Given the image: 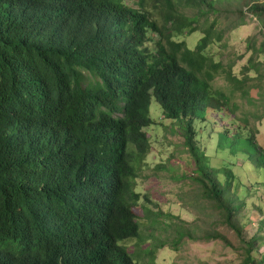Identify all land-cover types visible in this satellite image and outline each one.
I'll list each match as a JSON object with an SVG mask.
<instances>
[{
  "label": "trees",
  "instance_id": "obj_1",
  "mask_svg": "<svg viewBox=\"0 0 264 264\" xmlns=\"http://www.w3.org/2000/svg\"><path fill=\"white\" fill-rule=\"evenodd\" d=\"M243 7L264 27V0H0V264H137L123 243L140 236L134 184L152 100L180 131L197 196L243 245L240 264H264L252 256L260 238L243 236L238 178L210 166L194 128L210 110L234 116L231 96L260 76L264 41L240 79L209 54L245 25ZM194 33L189 48L181 39ZM221 75L230 94L212 85ZM216 145L264 170L252 131L225 130ZM202 240L230 246L216 231Z\"/></svg>",
  "mask_w": 264,
  "mask_h": 264
},
{
  "label": "rangeland",
  "instance_id": "obj_2",
  "mask_svg": "<svg viewBox=\"0 0 264 264\" xmlns=\"http://www.w3.org/2000/svg\"><path fill=\"white\" fill-rule=\"evenodd\" d=\"M235 7L221 11L220 28H225L233 19ZM243 11L245 25L231 28L220 44L209 49L214 61H220L226 69L231 65L230 72L239 79L246 75L242 70L254 55L252 49L264 41V27L247 7H243ZM200 37L199 33H194L181 40L193 48ZM248 76L249 95L243 98L240 92H235L231 96V102L238 107L234 111L235 117L229 116L227 110L221 113L210 110L203 119L194 122V128L198 145L208 157L210 166L229 168L238 178L236 191L246 204L238 219L244 226L245 239L255 235L260 238L258 252L252 253L259 259L264 253V170L253 167L244 152L237 150L231 155L227 149H219L216 145L218 133L228 130L233 134L238 126L241 133L252 131L257 145L264 148V62L260 76L253 71ZM212 85L231 93L232 87L223 75L216 77ZM149 114L153 120V125L147 129L150 151L137 171L134 184L139 201L133 211L140 223V236L128 239L123 245L137 264H240L244 251L239 238L222 223L220 213L212 204L196 194L197 185L190 179L194 166L183 147L180 131L174 123L163 119L161 108L154 100ZM241 119H247V124ZM244 145V150H252L247 143ZM176 231L193 238L179 237ZM211 231L224 235L230 246L220 240H202L203 235ZM154 248L153 254L146 255L147 249Z\"/></svg>",
  "mask_w": 264,
  "mask_h": 264
}]
</instances>
